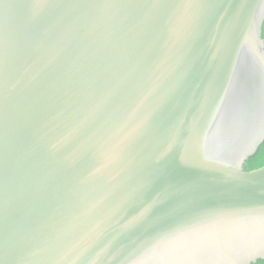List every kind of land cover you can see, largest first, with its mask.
<instances>
[{"label": "water", "instance_id": "95a60500", "mask_svg": "<svg viewBox=\"0 0 264 264\" xmlns=\"http://www.w3.org/2000/svg\"><path fill=\"white\" fill-rule=\"evenodd\" d=\"M264 0H0V264L264 259Z\"/></svg>", "mask_w": 264, "mask_h": 264}, {"label": "trees", "instance_id": "16d2710c", "mask_svg": "<svg viewBox=\"0 0 264 264\" xmlns=\"http://www.w3.org/2000/svg\"><path fill=\"white\" fill-rule=\"evenodd\" d=\"M263 38H264V26H263ZM248 170H255L264 167V144L259 151L247 162ZM251 264H264V259H258Z\"/></svg>", "mask_w": 264, "mask_h": 264}]
</instances>
